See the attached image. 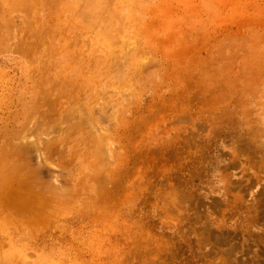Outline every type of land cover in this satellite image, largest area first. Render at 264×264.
<instances>
[{
	"label": "rangeland",
	"instance_id": "rangeland-1",
	"mask_svg": "<svg viewBox=\"0 0 264 264\" xmlns=\"http://www.w3.org/2000/svg\"><path fill=\"white\" fill-rule=\"evenodd\" d=\"M0 264H264V0H0Z\"/></svg>",
	"mask_w": 264,
	"mask_h": 264
}]
</instances>
